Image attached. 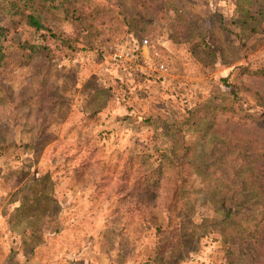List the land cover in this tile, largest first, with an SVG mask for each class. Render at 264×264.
Returning a JSON list of instances; mask_svg holds the SVG:
<instances>
[{"label":"rangeland","instance_id":"rangeland-1","mask_svg":"<svg viewBox=\"0 0 264 264\" xmlns=\"http://www.w3.org/2000/svg\"><path fill=\"white\" fill-rule=\"evenodd\" d=\"M50 3L3 46L0 264H264V0Z\"/></svg>","mask_w":264,"mask_h":264},{"label":"trees","instance_id":"trees-1","mask_svg":"<svg viewBox=\"0 0 264 264\" xmlns=\"http://www.w3.org/2000/svg\"><path fill=\"white\" fill-rule=\"evenodd\" d=\"M52 1L53 0H0V65L4 63L3 61L6 57L3 46L4 43L8 41V35L11 29L22 24L40 29L42 27L41 19L44 12L47 11L55 15L54 6L52 3H50ZM172 165L177 168L176 171H174L175 175L180 177L182 174V170H179L178 168L182 169L185 165L190 166L191 172L193 173L194 171L198 170V166L195 163L186 159H184L182 163H175ZM248 175L250 176V178H252L250 174ZM173 181L178 180L174 179ZM179 185L180 184H173V186H171V189L176 194L182 193L180 187H178ZM177 201L178 200H176L175 202H170L167 205V209L170 211L173 218L178 217V214L180 213L182 214V212H179V210L177 209ZM225 205L226 204L224 203V208H226ZM158 229H160V226H158ZM244 243L247 247H249L248 253L251 255L253 254L254 256L256 254V250L253 247L255 244L254 238H249L247 236L244 240ZM243 248L244 250H246V247Z\"/></svg>","mask_w":264,"mask_h":264},{"label":"built area","instance_id":"built-area-1","mask_svg":"<svg viewBox=\"0 0 264 264\" xmlns=\"http://www.w3.org/2000/svg\"><path fill=\"white\" fill-rule=\"evenodd\" d=\"M148 44L149 39L144 38L141 45L147 46ZM138 49H140V46L137 48H135V46H118L116 48H112L110 54L114 62L118 64L123 69V71L127 72L131 62L134 61V54L136 51H138ZM160 69L162 71H167L168 68L165 64H161Z\"/></svg>","mask_w":264,"mask_h":264}]
</instances>
